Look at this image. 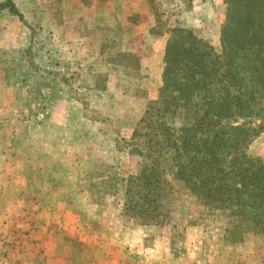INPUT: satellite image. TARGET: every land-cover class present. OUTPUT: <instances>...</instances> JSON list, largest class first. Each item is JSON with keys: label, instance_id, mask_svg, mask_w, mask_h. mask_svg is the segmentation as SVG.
<instances>
[{"label": "rangeland", "instance_id": "rangeland-1", "mask_svg": "<svg viewBox=\"0 0 264 264\" xmlns=\"http://www.w3.org/2000/svg\"><path fill=\"white\" fill-rule=\"evenodd\" d=\"M14 2L19 6L26 1ZM137 2L142 4V16L132 12L127 19L123 14L113 15L114 22H93L91 28L82 31L86 33L81 37L85 44L78 41L75 53L62 49V53L55 52L59 48L58 37L41 32L34 10L20 7L23 16L31 19H25L32 25L29 39L26 28L15 16H7V11L0 13V58L10 60L17 72L28 71V66L36 75L40 69L48 71L49 81L42 86L38 80L34 88L38 103L40 96L43 102L48 101L52 89H59V96L65 99L61 125L47 126L46 119L42 124L41 117L28 118V102L22 97L28 96V85H16L15 94L21 96V114L14 118L6 116L5 128L16 119L17 129L23 135L27 120L32 121L28 133L35 144L28 150L32 153L28 172L24 166L23 170L28 174V192L34 195L27 198L22 191L18 198L22 211L0 214L14 228L8 230L4 223L0 224V264L100 262L105 250L91 252L92 247L78 243L73 232L91 240L97 236L105 242L117 236L128 255V250L139 249L132 255L136 264H264V233L247 231L238 241L226 240L225 217L205 208L182 181L171 175H164L163 219L143 224L142 219L125 212V187L130 176L138 173L140 160L133 131L148 103L158 97L169 30L191 28L219 52L220 25L224 19L222 0ZM99 30L100 37L95 36ZM67 38L74 40L73 34ZM87 39L93 42L87 43ZM45 44L49 66L37 68L36 64L45 60ZM12 45L19 51L10 50ZM57 62L62 68L54 72L53 64ZM47 119L55 121L56 117ZM5 140L8 146L14 144L15 138L7 135ZM243 150L264 163V128ZM41 188L58 194L59 201L61 198L72 206L78 205L82 214L80 226L65 230L52 223V227H44L43 221L48 223L53 215L46 212V200L35 195Z\"/></svg>", "mask_w": 264, "mask_h": 264}, {"label": "trees", "instance_id": "trees-1", "mask_svg": "<svg viewBox=\"0 0 264 264\" xmlns=\"http://www.w3.org/2000/svg\"><path fill=\"white\" fill-rule=\"evenodd\" d=\"M222 2L219 52L191 28L169 30L158 97L133 131L140 160L125 212L143 224L163 219L171 175L225 217L224 238L235 242L264 233V163L243 150L264 128V0ZM3 11L32 30L13 0Z\"/></svg>", "mask_w": 264, "mask_h": 264}, {"label": "crops", "instance_id": "crops-1", "mask_svg": "<svg viewBox=\"0 0 264 264\" xmlns=\"http://www.w3.org/2000/svg\"><path fill=\"white\" fill-rule=\"evenodd\" d=\"M25 1L26 2L23 4L25 6L24 8L28 7L27 10L32 9L36 13V18L40 23L41 32L47 31L46 35L48 37H58L57 47L59 48H56L55 50L57 54L69 50H72V52L75 53L76 49H78L76 47L78 41H80L82 44H85V39H81V37H84L86 33H83L82 31L84 29L91 28V25H93L92 23L95 21L110 23L112 21L114 22L115 20L113 15H121L120 17H123L124 14V19H127V17L132 12L134 14L140 13L141 16L143 14L142 4L138 3V0ZM15 5L19 10L22 9L20 7H23L22 4L19 6L17 4ZM7 16H9V14ZM27 18L24 17V19L27 21H31L29 16H27ZM15 19L13 21L14 25L17 23ZM77 21H81L83 24L78 25ZM84 24L86 26H84ZM28 25L32 26L29 23ZM24 27L26 28V36L29 39L31 30L26 26ZM69 34H73L74 40H68L67 37ZM95 36L100 37V30L95 34ZM89 41L87 39V43H89ZM19 49L17 50V48L13 45L10 46V50L14 52H18ZM59 49H62L63 51H60ZM2 51V47H0L1 54L3 53ZM44 52L46 54L44 55L45 60L42 59L39 61V64H36L37 68L49 66L46 62L48 61L46 58L48 55V46L46 44L44 47ZM57 64L58 62L53 64L54 72H58L60 67L62 68V66L59 67ZM29 68L30 67L28 66V71L24 69L21 70V72H17L15 65L10 60L9 62H6L0 58V214L2 216L6 213L9 215H14L19 211H22V202L18 199L22 191L27 195V198H29L28 196L31 197V195H34V193L30 194V192H28V174H26V172L23 170L24 166L25 170L28 172V158L32 156V153H29L28 150L33 149L35 144L32 135L28 133V129L32 127V121L30 122L27 120V122H29L27 124V131H25V134L23 135L17 129L18 123H15L17 122L16 119H12L10 126L5 128V124L8 123V121L5 119L6 116L14 118L17 117L18 114H21V96H16L15 94L16 85H28V96H22L26 99L25 102H28V107L26 108L28 118L30 117V119L33 120L34 118L39 119V117H41V121H43L42 124H44L43 119H46V123H48L47 126L53 125L55 127L61 125V122L64 119V111L61 109V107L64 105L65 99L64 96H59V93L61 94L59 89H52L53 93L51 96H48V101L46 99V101L43 102V96H40V103H38L39 101L36 99L38 97L34 96V88L37 87V81H41L42 86H44V84L49 81L48 71L46 72L44 69H40V74L38 73L36 75V73L30 71ZM36 113H39L37 117ZM54 116L56 117L55 121H48L47 118H52ZM7 135H9L10 138H15L13 145L10 144L6 146V144L9 143L5 140ZM47 179H49V176L46 178V180ZM52 193L53 191L51 189L44 190L41 188L40 193L37 192L35 194L38 195V199L46 200L45 204L49 205L47 209L48 211L46 212H49L53 215L52 220H49L48 222L49 224L46 222V220L43 221L45 224L44 227H47V225L52 227L55 223H57L58 227H62V229L65 230L71 228L72 225L74 227L76 224L80 226L82 221L81 208L78 209V205L72 206L71 203H66V201L61 198L59 201L58 198L56 199L58 194L53 195ZM2 223H4L5 229L7 227L8 230L14 229L12 228L13 225H10L8 221L5 220V217L3 218L0 216V224ZM67 232L72 233L70 231ZM114 235H116V233H114ZM65 236L71 237L70 234H65ZM72 237L78 243H83L86 245L87 248L91 246V252H94L95 254L101 252L100 248L105 250V254L102 257L103 259L101 258V261L97 262V264H136L134 262V256L132 255H134L133 253H136L137 251L139 252V249L137 248L138 250L134 251L131 249L128 250L130 253V255H128L121 247L122 244L118 243L119 241L117 236H113V238L111 237L109 242L101 241L97 236L94 237V240H91L79 234H74V232ZM91 241L93 242L91 243ZM139 264H143V262H140Z\"/></svg>", "mask_w": 264, "mask_h": 264}]
</instances>
